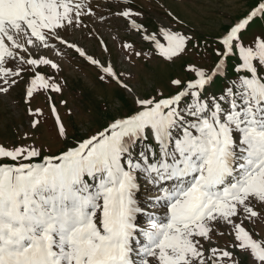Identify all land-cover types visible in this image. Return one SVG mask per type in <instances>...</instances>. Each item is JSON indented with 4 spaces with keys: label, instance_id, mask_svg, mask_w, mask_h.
<instances>
[{
    "label": "snow or ice",
    "instance_id": "snow-or-ice-1",
    "mask_svg": "<svg viewBox=\"0 0 264 264\" xmlns=\"http://www.w3.org/2000/svg\"><path fill=\"white\" fill-rule=\"evenodd\" d=\"M165 12L150 27L134 0H0V100L26 121L0 140V264H264V30L246 36L264 0L211 43ZM115 21L127 69L99 32ZM189 55L172 91L130 83L138 61ZM80 61L131 102L83 136L63 98Z\"/></svg>",
    "mask_w": 264,
    "mask_h": 264
},
{
    "label": "rangeland",
    "instance_id": "rangeland-1",
    "mask_svg": "<svg viewBox=\"0 0 264 264\" xmlns=\"http://www.w3.org/2000/svg\"><path fill=\"white\" fill-rule=\"evenodd\" d=\"M134 3L145 12V23L150 27H155L161 21L170 22L165 12L167 8L182 18L187 28L198 38L208 37L211 43V37L221 32L231 21L244 15L257 3V0H134ZM161 4L164 7H160ZM114 24L116 26L112 24L101 26L99 32L112 49L111 59L117 65V70L127 69L129 66L117 55L118 41L114 42L113 36L119 34L123 39L129 37L125 36L120 21H115ZM262 30H264V22L256 20L248 29L246 36L250 37L253 33ZM83 43L90 52L104 58L97 40H84ZM213 59L214 57L209 56L207 62L211 63ZM191 60L193 57L189 55L172 64L155 59L149 62L138 61L137 65L130 69L134 74V79L130 83L135 84L141 94H146L158 86L163 87L167 93L172 91L168 88V80L176 76H185L184 65ZM63 75L67 79L63 98L68 101V107L73 109V114L65 117V121L77 135L83 136L105 126L114 115L131 107V102L122 89L115 84L107 85L98 81L95 69L83 61L68 63ZM219 88L220 83L217 82L211 91H218ZM35 103L44 104V98L38 97ZM60 111L63 116L65 109L61 107ZM21 124L26 126L23 115L17 116L14 113L10 101L0 100V140H13ZM41 133L47 140L43 129ZM52 143L54 148L59 147L55 142ZM244 260L246 264V258Z\"/></svg>",
    "mask_w": 264,
    "mask_h": 264
}]
</instances>
